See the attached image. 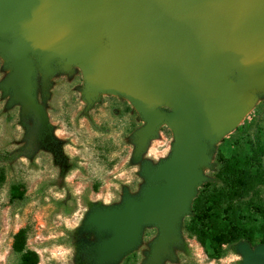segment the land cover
<instances>
[{
	"label": "water",
	"instance_id": "1",
	"mask_svg": "<svg viewBox=\"0 0 264 264\" xmlns=\"http://www.w3.org/2000/svg\"><path fill=\"white\" fill-rule=\"evenodd\" d=\"M0 51L13 67L4 86L40 121L33 52L41 54L46 78L57 59L66 67L82 64L88 100L100 92L128 95L146 121L137 153L170 124L171 156L156 169L144 166L158 184L140 200L127 198L122 208L88 218L112 232L99 264L131 251L144 225L159 226L156 263L180 239L179 221L206 180L209 141L235 129L255 92H264V0H0ZM240 250L243 264H264V244L243 243Z\"/></svg>",
	"mask_w": 264,
	"mask_h": 264
},
{
	"label": "rangeland",
	"instance_id": "2",
	"mask_svg": "<svg viewBox=\"0 0 264 264\" xmlns=\"http://www.w3.org/2000/svg\"><path fill=\"white\" fill-rule=\"evenodd\" d=\"M31 57L35 62L34 95L44 111L41 121L32 112L24 113L22 103L14 100L15 89L4 86L13 67L0 51V153L4 157L0 167L5 169V180L0 183V264L19 263L13 244L21 229L26 230L27 248L38 254V264H78L79 242L94 245L89 249L101 256L105 240L112 235L91 225L90 214L122 208L127 198L142 199L149 186L158 184L146 177L144 166L156 169L168 159L175 136L162 123L145 149L137 153L138 131L146 121L128 111L126 102L134 106L128 96L100 92L88 100L82 64L66 67L64 60L57 59L46 78L41 54L33 52ZM255 93L256 102L239 125L252 118L258 104L264 106V92ZM235 129L214 143L209 141L211 163L203 166V183L216 180L215 153L210 150L226 155L234 152L230 136ZM17 182L25 185L26 198L11 203L10 185ZM188 216L189 212L179 221L180 239L171 243L170 252L162 254L158 262L152 256L160 229L147 224L131 251L103 264H243V243L224 245L225 254L217 258L209 246L184 230Z\"/></svg>",
	"mask_w": 264,
	"mask_h": 264
},
{
	"label": "trees",
	"instance_id": "3",
	"mask_svg": "<svg viewBox=\"0 0 264 264\" xmlns=\"http://www.w3.org/2000/svg\"><path fill=\"white\" fill-rule=\"evenodd\" d=\"M128 111L140 119L141 114L131 103ZM234 152L215 153V181L203 183L192 201L189 216L183 228L201 245L209 246L212 255L225 254L224 245L236 243L264 244V106L258 104L251 119H246L230 136ZM4 159L0 153V161ZM4 167H0V183L5 180ZM26 189L23 183H12L9 189L11 203L23 201ZM75 229L74 231H77ZM27 234L21 229L15 235L14 251L18 264H38V254L27 248ZM78 264H98L100 255L92 244L81 241ZM84 251L86 254H84Z\"/></svg>",
	"mask_w": 264,
	"mask_h": 264
},
{
	"label": "bare ground",
	"instance_id": "4",
	"mask_svg": "<svg viewBox=\"0 0 264 264\" xmlns=\"http://www.w3.org/2000/svg\"><path fill=\"white\" fill-rule=\"evenodd\" d=\"M126 95V94H125ZM126 96H128V95H126ZM129 97V96H128ZM130 98V97H129ZM131 99V98H130ZM132 100V99H131ZM132 102L134 103V101L132 100ZM134 107H136V104L134 103ZM164 123H166L168 126H170V124L166 121V122H164ZM171 127V126H170Z\"/></svg>",
	"mask_w": 264,
	"mask_h": 264
}]
</instances>
